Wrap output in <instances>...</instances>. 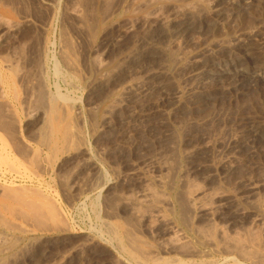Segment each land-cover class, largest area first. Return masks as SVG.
<instances>
[{
	"label": "rangeland",
	"instance_id": "1",
	"mask_svg": "<svg viewBox=\"0 0 264 264\" xmlns=\"http://www.w3.org/2000/svg\"><path fill=\"white\" fill-rule=\"evenodd\" d=\"M131 1L0 0V155L8 157L5 162L7 157L0 156V233L13 245L7 258L0 255V264H16L23 255L34 264H139L137 254L176 255L186 260L184 264H254L237 254L233 262L229 253L214 250L199 237L197 228L207 223L187 204L184 176L176 167L181 164L179 170L187 172L191 165L199 166L191 177L194 182L227 194L216 201L212 226L204 227L213 237L220 239L221 228L232 238L248 240L254 235L263 240L253 221L257 212L264 215V77L243 84L239 75L229 73L210 81L207 101L197 106L195 81L173 63L181 45L186 51L221 42L234 46L247 30L263 45L245 59L264 56V0L174 45L168 25H139L125 32L142 14L127 6ZM181 1L199 3L198 12L184 13V20L210 19L207 5L199 0ZM168 4L162 8L166 14L173 10ZM73 6H79L81 18L70 13ZM140 49L151 50L150 56ZM220 54L226 56L225 51ZM126 64L140 76L143 70L172 68L176 83L184 82L178 84L182 96L172 100L160 91L137 98L134 103L149 116L126 119V110H112ZM107 113L114 123L104 122ZM254 129L247 144L235 148L240 167L230 174L218 170L214 164L227 143ZM154 162L172 166L166 183L154 185L169 199L164 213L189 246L179 255L159 235L164 224L136 218L126 201L142 185L132 175L133 167ZM253 183L260 185L256 193L248 191ZM243 207L253 212L238 214Z\"/></svg>",
	"mask_w": 264,
	"mask_h": 264
},
{
	"label": "bare ground",
	"instance_id": "2",
	"mask_svg": "<svg viewBox=\"0 0 264 264\" xmlns=\"http://www.w3.org/2000/svg\"><path fill=\"white\" fill-rule=\"evenodd\" d=\"M179 1H181V0H132L131 3H129L130 5L127 4V6H129V7L131 6L132 9L138 10V12L142 11V14H140L141 16L138 17L139 18L138 21L135 20V22H132L130 25H128L129 23L125 24V25H128L127 27L125 26L126 27L125 28V32H129V33L131 32L132 33V31L135 28H137V26H139V25H143V26L144 25H155L156 28H160L161 26L164 27L163 25H168V26L172 27L171 28L172 35H170L171 38L169 39L170 40L169 42H170V44L172 43V45H174L175 43L178 42V40H179V42H181L183 40H185V41L192 40V38L194 37V34L197 31L201 32L202 30H204L205 28H208L209 26L220 24L222 21L229 19L230 15L232 13H234V12L245 11L248 8V6H250L256 0H199L200 4L205 5V6L207 5L206 7H208V8H206V9H208V12L210 14V19L207 20V21H205L204 19H201V21L199 20L200 22L197 21V23L184 20V18H183L184 15L183 14L184 13L186 14L188 12H190V14L198 12L199 3L193 2V1H191V2H189V1L187 2L186 1V3H184L182 1L181 2H179ZM165 2L169 3L168 6L171 4L172 8L169 6L171 9H173L171 13L166 14L167 12L165 13L163 11L162 8H163V6H164L163 4ZM78 7L73 6L70 9V13L74 17L79 19V18H81V15L83 13L81 14V11H80V9ZM201 9H203V6H202ZM132 12H134V11H132ZM199 14H200V11H199L198 15ZM125 20H127V19H125ZM133 21H134V19H133ZM122 36H123V33H122ZM124 36H125V34H124ZM165 37H167V36H165ZM254 38H255L254 37V31L247 30V32L245 34L237 37V40H236L234 46H230V45H227V44L221 42L222 44L221 43L216 44V45H214L215 47H213V46L209 47L208 46V47L202 48V49H197V50H193V51L192 50L191 51H186L187 50V49H185L186 47L184 48V46L181 45V47L179 48L177 54H175L173 66L175 65V68L183 69V72L186 74V76H188V80L191 77V79L193 78V80L195 81V83L193 81L192 82L194 84V89L195 88L197 89V90H194V92L195 91L197 92V95L196 96L194 95L195 104L197 103L196 104L197 106L199 104H203V103H205L207 101L206 97H207V95L209 93V92L207 93V90H208L207 85L209 84L210 81H214L215 79L216 80L217 79H221V78L225 77L229 73L230 74L234 73L235 76H236V74L239 75L240 76V80L242 82H244L243 84H249L250 82L252 83V81L257 79V78L264 77V56H259V55L258 56H254V57H252L253 59L251 58L252 61H249V60L245 59L247 57L255 55L262 48V45H263L262 42H256V40ZM166 42H168V40ZM139 44H141V43H139ZM144 44H145V42H144ZM162 44L164 45V43H162ZM179 44H181V43H179ZM165 45H166V43H165ZM218 46H221L223 48H217ZM144 47H145V45H144ZM147 47H148V45L145 48H147ZM155 48H156V46L154 45V50H155ZM137 49H138V47H137ZM163 49H165V48H163ZM140 50H142V49H140ZM140 50H139V52L141 54H143V53L146 54L147 53L149 55V53L151 52V50H145L144 49V50H142V52ZM154 50H152V52ZM159 50H161V49H159ZM221 51H225L226 52V56H223L224 54L222 56H218ZM129 55L131 56V54H127L126 56L128 57ZM18 57L21 58L22 56L21 57L18 56ZM127 57L125 58L126 60H127ZM132 57L133 58L136 57V54L133 53ZM133 62H134V60H133ZM137 64H139L138 61H137ZM97 65H100V64H97ZM121 65H123V64H121ZM135 65H134V67H135ZM141 69L142 68H140V70ZM123 71H124L123 81L121 80L122 78L119 77V78H121L120 79L121 80L120 83L119 84H117V82L115 83L118 86H116L114 84L118 88L117 90H118V95H119V97H116V98L114 97V100L115 99L116 100L119 99V100H117V103H115L113 105V109L112 110H115V108H119V110L120 109L126 110L125 111L126 112V116L125 117L128 120L129 119L130 120L131 119L134 120V119L144 118V117H146V115L150 114L149 111H146L144 109H140L139 106H141V105L138 106V104L134 103L135 100L137 101V98L146 99L149 96H151L153 93H156V92L160 93V91H162V92L165 91L166 95L168 96V98H170L172 100H178L180 98V94L182 96V88L178 84L182 83L183 81L180 82V80H179V83L178 84L176 83V79H175L174 73L172 72V68H171V70L168 67L167 68L163 67L162 69H159V68L158 69H156V68L153 69V68H151V70L149 69V71H147L145 73H143L144 70H143V72L141 70L143 75L140 76V75H137V73H136L137 70L136 69H133V68H131L130 65L126 64V67L123 69ZM173 71H175L174 68H173ZM181 71L182 70H180L179 72L182 75H184V73H182ZM178 73H177V76H178ZM182 75H181V77H182ZM186 80H187V77H186ZM30 84H31V82H30ZM190 87H192V86H190ZM117 90H115V87H114V92L117 91ZM184 90H186V89H184ZM164 94L165 93L163 92V96H164ZM114 96H117V95L115 94ZM146 101H148V100H146ZM40 102H42V101H40ZM115 105H116V107H115ZM124 113H122V114H124ZM111 114L112 113H107L104 116V122L106 124H108V125L112 124V122H113ZM52 127H53V125H52ZM256 132H257L256 129H254V130H251V133H239V134L235 135V137H233L230 140V142L227 143L228 145H226V147L223 149V151H221V154H223V155H222V157L220 159L217 158L218 160L215 162L214 166L218 170H219V168L225 170L227 174L232 173L239 166V165H237L238 162H236V158L237 157H236V154H235V152H236L235 148L241 147L245 143L247 144V139H249V136L250 135H254ZM65 133H66V131H65ZM62 135H63V133H62ZM62 137H64V136H62ZM0 140H1V137H0ZM221 144H223V143L221 142ZM4 145H2V146H4ZM55 146H56V144H55ZM0 148H1V146H0ZM4 149H5V147H4ZM0 152H1V150H0ZM2 155H0V156H2ZM3 156L5 157L6 155H3ZM219 156L220 155H218V157ZM2 160H5V159L3 158ZM7 160H8V157L5 160V162ZM12 163H14V162H12ZM0 164H3V161H2V163L0 162ZM198 167L199 166L193 164V165L190 166V168H189V170L187 172H183L182 169L179 170V168H181V164H180V165H178L176 167V170H178V172L182 173V175L184 176L183 177V180H184L183 182H184V186H186L184 188H186V199H187V202H188L187 204L190 207L193 208V211H194V213H195V215L197 217H199L203 222L207 223L206 226H204V227L207 228L210 225L212 226V221L214 220L215 214L217 213L216 201L218 199H222L223 197L227 196V194H225L223 192H220L218 190H213V189L212 190H207V189L200 188L196 184L197 182L195 183L194 180L191 178L193 176V174L196 175V173L198 172V170L200 168V167L199 168ZM169 168L171 169L172 166H168L165 163L155 164V162H154V164H152V165H150L148 167L134 166L131 173L138 180V182L139 181L141 182L142 185H141L140 190L135 192L134 196H131V199L128 198L129 200L127 199L126 201H128L127 203H130L131 210L133 212V216H135L136 218H140L141 220L145 219V220H147L149 222H152L151 224H153V223L157 224L159 222L163 223L164 224L163 225L164 228L159 232V235L164 237L166 240L169 241V244L171 245V248H173V250H176L175 252H177V253L179 252L180 253V249L182 247L184 248V246L186 244L185 243L184 234L181 232L183 234V236H182L180 231H178V229L175 228V226L173 225L170 216H168L166 213H164V209L165 208H163V207L165 205H167L165 203L169 199H167L162 194V192L160 190H158L156 188V186L154 185V184L158 185V184H165L166 183L167 178H169L168 174H167V172L170 171ZM155 170H160V173H158L157 175L151 174ZM221 172H222V170H221ZM259 186L260 185L258 183H253V184L248 186L249 187L248 191L251 190L252 192L256 193L257 189H259ZM161 188H162V186H161ZM2 191H4V190H2ZM251 194H253V193H251ZM10 195H9V197H10ZM0 196H1V194H0ZM37 202H39V201H37ZM11 205H13V204H11ZM27 205H29V204H27ZM39 207H41V206H39ZM53 207H54V205H53ZM145 208L146 209L147 208H152L151 210H153V211L149 210L150 211L149 212ZM54 212H56V211H54ZM249 212L252 213L253 211L244 208L242 210H239L237 213L238 214H242V213H249ZM36 214H37V212H36ZM2 219H0V220H2ZM63 220H64V218H63ZM1 222H3V221H1ZM253 223L254 224H258V226H259V228H258L259 229V234H260L261 238L264 240V215L262 213H260V212H257L254 215ZM204 227L197 228L198 235H200L199 237H202L207 243H210V245L212 244L213 248L215 246L214 250L217 248V249L226 251L227 253H229V257L232 259V261H233V259L235 257V256H233V254H237L240 257H243L245 260H247L249 262H252L254 264H264V241L263 240L260 241L259 240L260 238L258 236H254L253 235L252 238L249 236L251 238V240H249V237H248V240L241 239L238 236H236V238H232V237H229L228 236L229 234L227 235L226 232L223 229L220 228V230L218 229L219 233H220L219 234L220 239L218 240V238L213 237V234L210 233ZM49 230H51V229H49ZM211 230L212 229H210V231ZM216 233H218V232H216ZM6 237H8V236H5V234L0 233V255H5V257H6V254L11 250V247H13V245L9 246L6 243V241H7ZM202 238H200V239H202ZM7 242H9V241H7ZM187 246H185V247H187ZM131 253H132V255H134V252H131ZM179 253H178V255H179ZM189 253H191V252H189ZM127 254H128V252H127ZM34 255H35V253H34ZM156 255H158V254H156ZM9 256H11V255H9ZM231 256H233V257H231ZM135 258H137V260L139 261V264H184L186 262V260H184L181 257H178L176 255L175 256L172 255L171 257H169V256L168 257L167 256L166 257H164V256L163 257L162 256H158V257H148L147 256V257H145V256H143L141 254H137V255H135ZM237 258H239V257H237ZM190 261L192 262L191 259H190ZM212 261H214V260H212ZM5 262H2V263L5 264ZM194 263H195V261H194ZM199 263H200V261H199ZM201 263L203 264V262H201ZM16 264H34V263L32 262V259H30L29 256L23 255L21 258L20 257L16 258Z\"/></svg>",
	"mask_w": 264,
	"mask_h": 264
}]
</instances>
